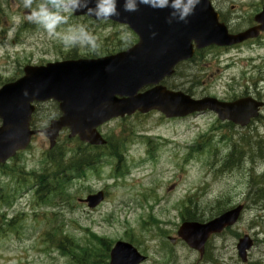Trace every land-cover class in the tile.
<instances>
[{"label": "rangeland", "instance_id": "1", "mask_svg": "<svg viewBox=\"0 0 264 264\" xmlns=\"http://www.w3.org/2000/svg\"><path fill=\"white\" fill-rule=\"evenodd\" d=\"M247 11L252 12L251 9ZM235 15L234 12L233 16ZM88 19L71 14L68 23L60 25L57 31L62 32L70 26L84 25L97 38L98 46L95 51L79 47L65 48L59 40L49 38L42 28V30L32 28L22 33L17 45L12 48L18 53L10 50L11 58L7 63L10 59L17 58L22 61L25 57H30L32 61L50 60L64 57L69 52L78 55L91 52L104 53V50L111 51V48L117 46V42L118 47L123 48L134 41L131 31L125 26ZM229 53L234 55V58L247 57L254 53L264 55L263 51L251 45L245 50L234 49ZM217 56L222 61L226 57L223 51L211 50L208 59L215 60ZM216 68V64L208 67L201 63L193 64L189 70L182 68L178 72L181 78L173 80V84H177L179 89L188 88L195 96L216 93L226 98L229 95V92L225 91L228 86L224 82L227 70H223L213 80L210 74ZM240 68V65H235L230 71L241 78V72H238ZM15 70L13 66L6 67L5 74L2 71V79L15 76ZM234 89L237 91L240 88L235 85ZM55 108L56 105L52 102L40 104L35 123L38 128L45 127L49 120L54 118L57 113ZM211 121L209 115L167 120L161 118L158 113L114 120L104 126L103 130L105 134H112L113 143L124 139L123 148L120 150L125 155L123 159L118 163L115 158L108 155L107 150L102 151L96 171L86 172L84 179L74 180L69 189H62L63 192L58 191L57 186L56 193L48 195L46 200L49 201L42 202L40 206L32 205L30 189L26 188L31 186L37 188L35 183L38 181L40 169L50 170L51 165L56 163H51L48 156L57 159L59 155H56L57 152L60 153L68 144L72 151L85 150V147H78L75 138L69 141L62 138L59 141L62 144L57 150H48V144L41 135L35 138L30 146L31 150L20 156L24 169L20 165L16 168L18 171L22 170V173H15L14 170L4 172L2 175L0 170V195H2L0 213L4 212L5 218H13L18 214L16 224L11 228L4 227L6 225L1 224L4 220L0 218V264H67L66 258L57 251L43 250L45 243L42 232L62 222L65 230L77 240L82 239L85 236L83 230L89 228L113 241L117 239L134 241V245L146 250V255L149 257L142 264H264V201L261 200L254 204L248 201L247 208L238 223L226 232L213 236L208 242L206 254L202 259L182 240L176 239L172 244L167 238V236L175 237L176 230L181 224L180 209L185 205L196 211V217L200 221H206L219 210L233 206L246 198L249 177L244 174V164L238 163L230 170L221 171L223 158L220 156L223 154V147L216 146L219 153L213 154L211 152L213 146L209 144L210 138L200 136L209 131ZM122 126H127L133 131L129 138L119 136ZM137 132H145L149 135L150 140L146 149L151 148L153 152L156 150V154L144 153L142 146L138 145L141 139L135 135ZM165 138L174 144L166 146L162 142ZM196 138L204 146L195 147L196 152L189 153V146ZM84 153L89 154V151ZM255 154L257 157L263 156L264 148ZM115 164L116 167L118 164V172H115ZM262 171L264 166L257 169L259 174ZM115 173L116 176L128 173L126 181L113 182L109 176ZM104 186H108L106 191L109 198L98 208L89 210L85 205L78 204L77 198ZM16 189L21 191L14 197L15 192L10 193ZM67 191L74 194L72 202L63 198ZM38 194L40 195L41 192L38 191ZM6 195L14 198L10 206H7ZM254 199L257 200L258 196ZM52 211L57 212L53 220L49 219L48 215L33 217L34 212L41 215V212ZM20 213L23 215L20 216ZM151 217L156 218L157 225L164 228L163 232L159 233L164 237L156 235L154 232L156 225L144 228V223H151ZM243 234H249L255 240V245L244 263L235 249L237 238ZM89 240L92 242V238ZM162 243L165 244L163 248ZM97 260L108 262V257L101 250L97 254Z\"/></svg>", "mask_w": 264, "mask_h": 264}, {"label": "water", "instance_id": "2", "mask_svg": "<svg viewBox=\"0 0 264 264\" xmlns=\"http://www.w3.org/2000/svg\"><path fill=\"white\" fill-rule=\"evenodd\" d=\"M83 13L87 12H75V14ZM168 13V9L138 7L137 11L131 13L121 10L119 16L109 19L129 24L141 37L137 44L138 48L145 41L144 35H155L154 56L166 54L169 61H174L182 56L186 57L188 51L185 50L186 38L182 43L183 55L181 52H175L169 45L177 42V35L183 36L181 30L189 23L178 21L176 18H173L171 23H167ZM259 20L264 23V15L259 16ZM251 35L253 34L243 33L208 41L210 43L215 41L218 44L235 43ZM165 49L169 52H165ZM125 54L127 53L97 60L69 61L50 65L49 68L27 71L25 77L3 87L0 90V116L4 122L0 129V161L17 148L24 147L28 141L29 133L23 130L24 125L20 123V119L23 118L24 113L28 116V110L24 112L23 109L28 101L33 99L44 100L53 97L60 101L62 116L52 121L46 130L48 136L52 134L50 136L52 142L58 130L67 126L71 129V135L78 134L83 138L87 133L86 137L90 142L101 143L102 139L95 131V127L112 116L131 113L135 109L146 112L156 108L167 116L212 109L218 112L221 119L225 118L222 114L224 104L214 99L194 100L182 92L168 91L163 87H155L141 95H135L139 87L156 81L157 74L160 78L163 72L157 71L155 64H146L133 53L130 56ZM114 94L126 96L120 101L122 104H113ZM100 199V194L89 196V205L94 206ZM240 210L241 206H237L205 224L183 223L178 235L202 255L207 237L235 223ZM117 245L119 250L112 255L111 264H136L144 259L130 244L118 242ZM251 245L252 240L247 235L239 238L236 248L242 261L246 260V251Z\"/></svg>", "mask_w": 264, "mask_h": 264}, {"label": "clouds", "instance_id": "3", "mask_svg": "<svg viewBox=\"0 0 264 264\" xmlns=\"http://www.w3.org/2000/svg\"><path fill=\"white\" fill-rule=\"evenodd\" d=\"M20 3L27 10L25 19L42 28L49 38L59 40L65 48L95 51L97 38L84 25L57 31L60 25L68 23L72 13L85 11L97 20H107L119 16L121 10L131 13L137 11L140 5H145L153 9H168L167 23H171L173 18L186 22L200 0H40L35 7L34 0H20Z\"/></svg>", "mask_w": 264, "mask_h": 264}, {"label": "flooded vegetation", "instance_id": "4", "mask_svg": "<svg viewBox=\"0 0 264 264\" xmlns=\"http://www.w3.org/2000/svg\"><path fill=\"white\" fill-rule=\"evenodd\" d=\"M38 1V0H37ZM235 1L240 0H212V6L214 10L217 12L219 16V20L224 23L230 33H237L239 31L245 30L246 28L255 25L253 20V16L260 9L264 7V0H252L253 2L245 5L239 3L235 5ZM256 1H259L256 3ZM8 6H22L20 0H0V8L8 7ZM253 7V8H252ZM240 9V14H236L237 18L230 17V13L235 11V9ZM246 8H252V15H247V12L244 11ZM11 10H16L11 8ZM7 16L0 12V25L4 23H8ZM3 22V23H1ZM1 31V30H0ZM205 49H200L196 51L194 58L200 52H203ZM238 57V56H236ZM244 66H241V70L238 72L243 73L245 71L247 76H243V78H239L234 74V72L230 71L231 67H227V73L225 78V83L228 85V89L226 91L229 92L228 97L223 100L226 102H233L237 99L250 97L260 102L262 105L257 109V115L255 118L249 120L248 124L244 127H240V131H246L250 136V144H249V153L255 154L260 149H262V138H264V64H261L258 60L254 58H247ZM42 65L43 63L40 60L28 62L26 64H21L20 71L23 72V68L29 64ZM182 62H179L175 69H179ZM190 67V65H188ZM221 70H217L215 74H219ZM252 73H255L256 77L252 78ZM168 85L171 87L173 83L170 82ZM238 86L239 90L235 91L234 86ZM242 87V89H241ZM251 109L250 107H247ZM230 125V122H227ZM232 124V123H231ZM237 127V126H235Z\"/></svg>", "mask_w": 264, "mask_h": 264}, {"label": "trees", "instance_id": "5", "mask_svg": "<svg viewBox=\"0 0 264 264\" xmlns=\"http://www.w3.org/2000/svg\"><path fill=\"white\" fill-rule=\"evenodd\" d=\"M60 157L57 158V161L56 162H59V163L56 164V166L54 168L55 169L54 172L48 173V174L43 173V174H41V175H43L41 178H40L41 175L38 176V178H40L39 179V184H41L42 186H48V187H50L51 185H53V182L54 181H55V184H57L59 182H64L65 183L67 181V179L64 178L65 177L64 176L65 171H63L61 169V167H62L61 161H62L63 157H61V158ZM68 165H70V162H68ZM68 169H72V171H74V169H75L77 172H79V170H80V164H78V163L75 164V162L72 161L71 162V168L68 167ZM77 174H79V173H77ZM261 190L263 192L262 196L264 197V189H261ZM182 215L184 217L187 216L188 219L189 218L190 219H197V217L191 211L183 210L182 211ZM60 235H61V233H60ZM65 239H66L65 236H62L61 235V238H60V236L58 234V240H59L58 243L60 244V246L63 245Z\"/></svg>", "mask_w": 264, "mask_h": 264}, {"label": "bare ground", "instance_id": "6", "mask_svg": "<svg viewBox=\"0 0 264 264\" xmlns=\"http://www.w3.org/2000/svg\"><path fill=\"white\" fill-rule=\"evenodd\" d=\"M246 157H249L251 162L258 161V160H264V155L261 157H257L256 154H250L248 150L239 149L236 151L235 149H233V153L231 156L232 162H237ZM253 190H255V193L259 192L261 195L263 194L262 190L258 189L257 185L253 186Z\"/></svg>", "mask_w": 264, "mask_h": 264}]
</instances>
